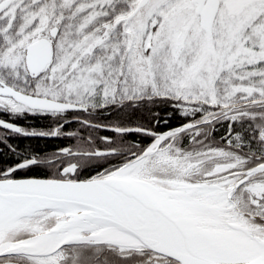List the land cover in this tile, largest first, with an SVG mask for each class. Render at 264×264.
Returning <instances> with one entry per match:
<instances>
[{"label": "snow or ice", "instance_id": "snow-or-ice-1", "mask_svg": "<svg viewBox=\"0 0 264 264\" xmlns=\"http://www.w3.org/2000/svg\"><path fill=\"white\" fill-rule=\"evenodd\" d=\"M0 114V264H264V0H0Z\"/></svg>", "mask_w": 264, "mask_h": 264}, {"label": "trees", "instance_id": "trees-1", "mask_svg": "<svg viewBox=\"0 0 264 264\" xmlns=\"http://www.w3.org/2000/svg\"><path fill=\"white\" fill-rule=\"evenodd\" d=\"M160 111V116H161V122L159 123V125H157L155 123V121H149V118L146 116V114H142V113H136L135 115L129 116L127 114L124 113H116L113 112L111 115L105 113L101 119L104 120L105 122H111V121H118V120H122L125 123L128 122H134V123H142L148 126L153 127L156 131L159 132H163V131H167L169 128L172 127H177L179 126L181 123L184 122L182 117H179L178 114H173L171 116H169L165 110L163 108L159 109ZM31 119V123L30 126L33 128H37V129H46L49 125H50V121L46 120V119H38V118H30ZM29 119V120H30ZM163 119H168L169 123L167 125H165L163 123ZM26 121H28L26 119ZM70 131H79V127L78 125H73L70 129ZM223 130L221 129L220 131L217 132V138L219 139V136L221 134ZM99 135H109V136H113L114 134L111 132H104L101 131L99 133ZM66 141V143H65ZM50 140V139H37V138H23V137H17L14 140V145L17 146V148L21 151L24 150H37L40 152H50L52 150L57 149L60 146H71L72 142L71 140ZM151 138L150 137H143L140 135H133L132 137L129 138V142H136L141 144V146H145L148 143H150ZM3 147V146H0ZM94 174V173H93ZM30 175H34V176H39V177H43L44 173L42 172H35V173H31Z\"/></svg>", "mask_w": 264, "mask_h": 264}, {"label": "flooded vegetation", "instance_id": "flooded-vegetation-1", "mask_svg": "<svg viewBox=\"0 0 264 264\" xmlns=\"http://www.w3.org/2000/svg\"><path fill=\"white\" fill-rule=\"evenodd\" d=\"M0 119H5V120H11L12 122H14L15 124H17V125H19V126H22V127H25V128H33V127H31L30 126V123H31V119L30 118H26L28 121H26V119L25 118H19V119H17L16 117H9L8 115H2V114H0ZM30 119V120H29ZM4 130H0V133H2ZM17 138V136H15L14 134L13 135H10L9 137H8V139H9V142L10 143H14V140ZM24 138V137H23ZM62 140H66V139H62ZM65 143H66V141H65ZM0 146H2V145H0ZM61 147H64V146H60V147H58V148H61ZM57 148V149H58ZM53 151V150H52ZM51 151V152H52ZM50 153V152H49Z\"/></svg>", "mask_w": 264, "mask_h": 264}]
</instances>
